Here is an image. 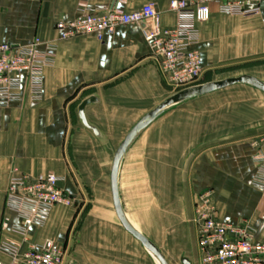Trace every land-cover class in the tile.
Wrapping results in <instances>:
<instances>
[{"label":"crops","instance_id":"obj_1","mask_svg":"<svg viewBox=\"0 0 264 264\" xmlns=\"http://www.w3.org/2000/svg\"><path fill=\"white\" fill-rule=\"evenodd\" d=\"M171 1L0 0L1 42L29 45L39 37L56 45L55 61L44 70L42 99L0 108V240H20L3 228L6 220L26 228L32 243L51 239L65 248V264H157L117 217L110 173L127 133L175 91L161 73L143 24L121 25L99 40L92 34L61 39L56 22L77 18L81 2L127 12L153 3L161 27L168 29L180 20ZM260 7L259 14L242 16L223 14L212 4L210 20L195 24L199 40L193 47L203 74L245 62L264 64V0ZM213 93L155 120L121 164L124 211L169 264H202L194 209L197 195L208 189L222 220L248 219L255 240L264 243V192L252 183L253 141L264 135V122L226 113L207 98ZM91 95L99 102L86 108V116L102 138L78 115L80 103ZM48 172L61 177V188L75 204L54 206L43 219L23 215L8 199L11 177Z\"/></svg>","mask_w":264,"mask_h":264},{"label":"built area","instance_id":"obj_2","mask_svg":"<svg viewBox=\"0 0 264 264\" xmlns=\"http://www.w3.org/2000/svg\"><path fill=\"white\" fill-rule=\"evenodd\" d=\"M261 0H172L170 10L177 13L179 24L163 29L153 3L127 12L119 8L99 6L90 8L79 4V16L59 20L56 29L61 39L92 34L103 40L106 33L121 25L143 24L145 39L152 48L161 73L175 91L201 84L204 73L201 56L193 46L199 40L196 23L211 18V6L216 4L223 14L251 16L259 14ZM56 45L36 37L29 45H12L0 41V108H8L27 98L40 101L44 88V70L55 61ZM256 148L252 161L257 167L253 186L264 192V135L253 141ZM61 177L54 172L32 178L14 175L8 186V199L23 215L43 219L52 207L71 206L74 199L60 186ZM29 216V217H30ZM194 221L198 230V245L202 264H264V243L254 238L248 219L233 224L219 217L213 190L198 194ZM3 228L20 238L0 240V253L7 258L0 264H65L67 251L51 239L35 244L24 227H12L5 220ZM25 245V246H23Z\"/></svg>","mask_w":264,"mask_h":264},{"label":"water","instance_id":"obj_3","mask_svg":"<svg viewBox=\"0 0 264 264\" xmlns=\"http://www.w3.org/2000/svg\"><path fill=\"white\" fill-rule=\"evenodd\" d=\"M236 84L248 85L264 93V80L252 74H242L239 76L212 80L179 90L168 96L154 109L146 113L131 128L114 153L110 179L115 212L124 228L142 243L157 264H169V262L159 248L130 222L122 206L119 192V172L122 161L140 134H142V132H144L159 117L189 100L205 96ZM98 102L99 98L96 95H91L85 98L78 107V115L85 128L91 130L98 138H102L101 131L94 124H92L86 116V108L89 105Z\"/></svg>","mask_w":264,"mask_h":264},{"label":"rangeland","instance_id":"obj_4","mask_svg":"<svg viewBox=\"0 0 264 264\" xmlns=\"http://www.w3.org/2000/svg\"><path fill=\"white\" fill-rule=\"evenodd\" d=\"M252 74L264 79V64L260 62H245L216 69L209 74H203L201 82L206 80H219L227 77ZM173 94V93H172ZM171 95V94H170ZM207 98H214L222 110L228 114H240L242 120L264 122V93L244 84L226 87Z\"/></svg>","mask_w":264,"mask_h":264},{"label":"trees","instance_id":"obj_5","mask_svg":"<svg viewBox=\"0 0 264 264\" xmlns=\"http://www.w3.org/2000/svg\"><path fill=\"white\" fill-rule=\"evenodd\" d=\"M204 82V81H203Z\"/></svg>","mask_w":264,"mask_h":264}]
</instances>
